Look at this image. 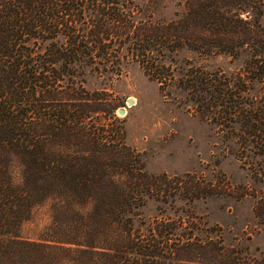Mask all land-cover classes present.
Masks as SVG:
<instances>
[{"label":"trees","instance_id":"trees-1","mask_svg":"<svg viewBox=\"0 0 264 264\" xmlns=\"http://www.w3.org/2000/svg\"><path fill=\"white\" fill-rule=\"evenodd\" d=\"M176 4L174 19L155 23L135 18L143 7L136 0H0V264H264L220 235L184 226L191 212L176 201L211 184L147 172L125 141L119 102L84 86L88 72L120 77L125 49L162 84L170 78L157 56L180 49L248 53L247 68L259 75L252 79L264 78L262 0ZM198 78H188L189 89L204 85L214 98L207 104L254 121V106L232 99L247 83ZM45 200L52 214L42 237H20ZM149 201L166 207L147 215Z\"/></svg>","mask_w":264,"mask_h":264},{"label":"rangeland","instance_id":"rangeland-1","mask_svg":"<svg viewBox=\"0 0 264 264\" xmlns=\"http://www.w3.org/2000/svg\"><path fill=\"white\" fill-rule=\"evenodd\" d=\"M136 2L143 7L138 9L135 18L155 23L174 19L178 10L176 0ZM123 51L125 67L120 77L88 72L84 86L90 90H105L119 102L115 115L123 119L125 141L139 152L147 172L165 173L183 181L188 180L186 175L195 174L197 179L211 184L208 193L192 201H176L175 207L188 208L191 212L184 216V226L196 225L199 234L220 235L226 246L241 247L248 256L262 260L264 78L252 79L259 75L258 71L247 68L249 54L234 58L228 53L208 56L186 49L167 52L163 59L157 56L161 71L170 78L162 84L146 74L128 49ZM257 64L264 70V51ZM238 75L242 79L233 78ZM192 76L219 87L231 79L238 85L247 83L246 90L231 91L232 99L239 97L254 106V121L229 112V107H211L206 101L214 98L204 93V85L200 93L189 89L192 83L188 78ZM128 99L133 103L128 104ZM119 108H124L123 114L118 113ZM203 182L200 186L205 185ZM165 207L149 201L145 213L153 215ZM167 210L169 212V208ZM51 214L49 200L34 206L20 225V237L40 239L51 221ZM171 217L176 218L173 214Z\"/></svg>","mask_w":264,"mask_h":264},{"label":"water","instance_id":"water-1","mask_svg":"<svg viewBox=\"0 0 264 264\" xmlns=\"http://www.w3.org/2000/svg\"><path fill=\"white\" fill-rule=\"evenodd\" d=\"M127 103H128V104H132V103H133V100H132V99H128V100H127ZM118 113H119V114H123V113H124V108H119V109H118Z\"/></svg>","mask_w":264,"mask_h":264}]
</instances>
